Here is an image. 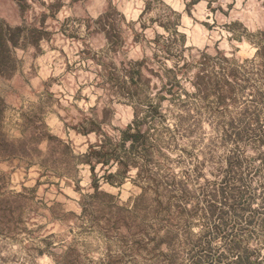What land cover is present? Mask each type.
Returning a JSON list of instances; mask_svg holds the SVG:
<instances>
[{
	"label": "rangeland",
	"instance_id": "rangeland-1",
	"mask_svg": "<svg viewBox=\"0 0 264 264\" xmlns=\"http://www.w3.org/2000/svg\"><path fill=\"white\" fill-rule=\"evenodd\" d=\"M51 1L59 7L54 18L45 19V38L36 47L16 48L15 70L0 75L4 100L0 129L16 143L14 157L0 160V264H158L156 252L140 250L131 241L134 225L128 209L140 192L132 181L134 171L120 185H110L100 178L104 167L96 165L99 188L113 196L89 198L84 197L93 192L89 165L73 164L76 155L97 139L94 132H79L78 125L94 118L104 131L115 135L116 128L133 117L130 102L101 84L97 65L113 61L118 67L129 60L150 58L155 34L167 35L159 21L166 23L168 6L181 13L176 27L185 37L180 54L190 64L186 76L196 72L202 53L212 57L222 53L239 69L235 90L221 116L241 114L264 121V68L256 57V46L263 41L259 30H264V0H28L31 5L25 19L30 22L32 15L44 10L41 3ZM108 6L123 16L119 20L122 41L115 49L105 44L93 25ZM0 18L11 25L22 22L17 0H0ZM179 49L174 48L171 55L179 54ZM171 64L167 59L166 65ZM148 65L143 73L150 82L152 100L166 94L158 99L165 118L145 116L143 127L162 133V150L167 154L162 171L187 176L193 189L195 163L205 159L203 168L210 175L225 150L209 124L215 118L208 111L214 99L186 94L179 84L162 85L160 58ZM184 76L179 73L177 79L181 77L190 91ZM256 89L261 97L254 95ZM183 109L185 124L167 129ZM41 133L59 137L68 149L41 140ZM249 158L256 185L264 179V162ZM196 227L193 224L191 229Z\"/></svg>",
	"mask_w": 264,
	"mask_h": 264
},
{
	"label": "trees",
	"instance_id": "trees-1",
	"mask_svg": "<svg viewBox=\"0 0 264 264\" xmlns=\"http://www.w3.org/2000/svg\"><path fill=\"white\" fill-rule=\"evenodd\" d=\"M17 4L22 14L20 24L11 25L0 18V75H10L15 70L16 48L36 47L45 38V19L54 18L59 7L56 1L42 2L44 10L32 15L29 22L24 14L31 4L28 0H17ZM164 16L166 23H162L163 19L159 22L167 35L155 34L150 58L129 60L118 67L113 61H101L97 65L101 84L107 86L106 89L110 86L117 96L130 102L133 117L124 127L116 128L115 135L104 131L94 118L76 127L83 134L94 132L97 135L96 141L89 143L86 152L76 155L73 162L87 164L91 170L93 192L84 197L113 196L99 188L94 172L96 165L104 167L100 178L110 185H120L134 171L132 181L139 186L140 192L128 209L134 225L135 237L131 241H135L140 250L156 252L160 258L158 264H184L186 261L188 264H264V179L252 184L253 167L249 161V157H255L264 162V121L249 120L241 114L221 116L228 108V97L235 90L239 66L227 62L230 59L220 52L219 57L202 53L196 72L186 76L190 64L180 54L185 37L176 27L181 13L165 6ZM122 17L115 8L108 6L93 20L95 30L102 33L105 44L111 49L122 41L119 23ZM259 34L263 41L256 46V57L264 68V30H259ZM174 48H180L179 54L171 55ZM157 57L163 61L158 71L164 81H161L162 85L172 87L179 84L186 94L214 99V105L210 104L208 111L215 118L209 124L217 132L218 141L225 150L217 160L219 163L209 170L210 175H206L203 168L205 159L195 163L193 189L187 176L162 171L161 162L167 155L162 150V133H150L148 127H143L147 116L160 121L165 118L158 99L166 94L153 101L150 82L143 73L149 61ZM167 59L172 61L170 66L166 65ZM179 73L185 75L183 81L187 80L190 91L184 88L181 77L177 79ZM165 91L169 93V87ZM254 95L261 97V90H254ZM3 109L4 100L0 95V118ZM186 114L183 109L174 117L170 127L166 125L167 129L183 126ZM40 139L59 143L68 149V145L55 135L41 133ZM15 148L16 143L8 140L0 129V160L14 157ZM250 148H253L252 156ZM207 159H211V153ZM81 207L85 211L83 203ZM193 224L197 227L192 230Z\"/></svg>",
	"mask_w": 264,
	"mask_h": 264
}]
</instances>
